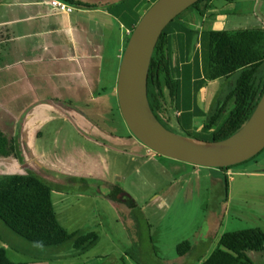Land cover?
Listing matches in <instances>:
<instances>
[{"label":"rangeland","instance_id":"obj_1","mask_svg":"<svg viewBox=\"0 0 264 264\" xmlns=\"http://www.w3.org/2000/svg\"><path fill=\"white\" fill-rule=\"evenodd\" d=\"M130 1L135 0L124 3ZM106 2L105 8L113 3ZM142 9L139 14L143 16L148 9ZM207 13L211 18L209 25H203L204 30L264 27V0H212ZM108 17L95 18L96 24H108L110 32L104 29L106 25L100 26L104 29L105 53L100 70H96L101 77L92 86V94L84 88V94L76 99L82 86L78 76L72 77V84L67 82V88L62 89L58 81L51 79L47 88L35 83L15 92L14 85H6L10 82L8 75L0 72V133L8 140L14 139L20 152L17 159L11 157L12 169L8 164L0 166V174L8 170L7 174H17L13 168L28 173L21 163L33 161L32 172L51 178L55 212L61 209L57 218L65 230L97 235L88 251L74 249L71 242L39 247L10 233L0 222V247L5 248L9 260L22 264H200L216 249L224 233L253 227L264 232V175H239L243 171L264 172V150L250 161L230 167L227 190L219 169L145 155L147 149L132 136L117 110L121 59L112 55L119 46L115 38L119 29ZM40 53L44 59V51ZM7 60L10 63L11 57ZM63 60L60 57L57 64L66 62V68L72 69L76 66L75 61ZM234 78L207 83L194 105L206 116L219 101L231 108V102L225 99ZM66 102L78 111L73 112ZM205 122L201 117L194 125L200 129ZM172 126L177 134L187 136ZM189 134L209 139L199 130ZM134 146L142 147L140 153ZM113 187L126 192L134 204L115 205L108 199L114 194L110 190ZM58 197L64 202L58 204ZM183 241L190 243L191 250L180 256L176 247ZM247 256L254 264H264V249Z\"/></svg>","mask_w":264,"mask_h":264},{"label":"trees","instance_id":"obj_2","mask_svg":"<svg viewBox=\"0 0 264 264\" xmlns=\"http://www.w3.org/2000/svg\"><path fill=\"white\" fill-rule=\"evenodd\" d=\"M56 1L69 9L73 6L90 9L97 7L80 0ZM155 1L135 0L125 4L124 0H121L108 5L109 8L106 9L113 15L117 28L121 29L123 25L129 32L124 39L125 44L142 17V14H139L142 7L145 12ZM210 1L199 0L178 15L162 32L149 65L147 99L151 111L167 129L176 132L173 130V124L187 133V137L221 141L236 133L247 122L264 92V27L232 31L195 28L197 17L203 18L207 9L211 8ZM126 16L128 20H125ZM109 38L112 36L109 35ZM115 38L118 42V36L115 35ZM177 47H180L185 56L183 61L174 59ZM192 52L194 55H191ZM191 56L197 66V77L182 87L189 76V67L182 75V71H185L183 67ZM233 75V88L225 99L226 102H231V108L227 109L226 104L219 101L208 116L202 113L197 105H194L196 107L192 111V98L198 97L199 92L204 89L203 86ZM226 113L228 114L222 120ZM195 117H203L206 120L200 129L192 126ZM198 130L208 134L209 139L189 134ZM13 140H8L0 133V157H8L11 153L14 158L17 157V146L14 147L16 143ZM229 169H219V173L222 172L225 176V190L226 171ZM27 172L0 175V222L10 233L35 246L57 247L71 242L74 249L81 252L92 248L97 240L95 232L69 233L59 223L51 195V180L46 176L40 177L31 171ZM110 190L113 192L114 187ZM108 199L115 204L122 202L121 205L124 206L134 204L133 199L120 189ZM263 249L264 232L260 228L227 232L220 236L216 249L200 264H254L247 254L261 252ZM190 250L188 241H183L176 247L180 256L186 255ZM0 264L22 263L10 261L5 248L0 247Z\"/></svg>","mask_w":264,"mask_h":264},{"label":"crops","instance_id":"obj_3","mask_svg":"<svg viewBox=\"0 0 264 264\" xmlns=\"http://www.w3.org/2000/svg\"><path fill=\"white\" fill-rule=\"evenodd\" d=\"M80 1L96 5L97 7L95 9H90L81 6H73L66 12H57L47 3L48 0H0V72L6 73L10 79V82H6V85H14L16 89L15 92H17V89L22 86L26 85L32 87L35 83L47 88L49 83H51L50 80L53 79L58 81V85H60V87L62 86L63 89V87L67 88V82L72 84L75 79L72 77L78 76L82 78V86L81 92L75 96L76 99L79 98L82 93L84 94V88H87L91 94L93 93L92 86H94L101 77H99L100 73H96V70L97 68L100 70L101 57H103L105 53L103 29L100 28V26L106 25L104 28L107 31L110 29L108 24L103 22L96 24L95 18H109L108 15L110 18H113V15L105 8L107 3L106 0H101V2H98L99 0ZM116 1L121 2V0H112L113 3ZM210 3L212 5V0ZM209 18H211V14L206 12L204 17L198 20V24L201 23L202 27L203 24L209 25ZM125 20H128L127 16ZM92 22H95V25ZM194 27L198 28L197 20L194 22ZM202 27L200 29H202ZM125 28L126 26L124 27L122 25L121 29H119V46L113 51L112 55L118 61L121 58L120 53L124 48V39H126L129 33ZM17 39H19V41L16 42ZM9 46L11 49L8 48ZM41 46H44L43 50H41ZM180 50V47L176 48V57L174 59L183 61L185 56ZM41 51L45 53L44 59L40 56ZM47 54L52 57L56 56V59L52 60L53 58L47 57ZM8 56L11 57L10 63L7 60ZM60 57L61 62L64 61L63 59L65 58L75 61L76 66L74 69L69 67L66 68L68 66L66 62L61 66L58 65L57 62ZM185 66L183 67L185 71H182V75L187 72L186 68L189 67V76L186 77V79H188L185 80L182 87L185 83L193 81L196 79L195 77H197L195 75L197 66L191 59L185 62ZM90 99L91 98L86 99V101ZM197 99H199V95L197 98H192V111H194L196 107L194 106V102L197 101ZM201 102L202 99L200 103ZM66 103L70 108L72 107L71 109L73 110L72 104L69 102ZM192 111L191 113H193ZM11 114L12 113L8 114V116H11ZM199 118L201 117H195L193 119L192 126H195V120ZM125 147H127V145ZM134 148L137 153H140L142 149V147L137 146H134ZM111 150L115 153H120L119 150ZM19 153L20 152H18V154ZM0 161L3 162H0V166L8 164L9 169L12 167L11 157H0ZM21 164L26 167L27 171L32 172V166L34 165L33 161L24 163L22 161ZM13 169L17 171V174H25L18 172V168ZM8 171H3L0 175L4 173L7 174ZM208 175L212 179H218V177H213L211 174ZM239 175L246 177L257 176L264 175V172L259 170L252 172L243 171L240 172ZM41 176L42 175H40V177ZM176 181L177 180L174 179L175 183ZM116 191L117 189H114V194H116ZM114 194H112V196H114ZM62 202H64L63 198L58 197L57 203L61 204ZM118 204L121 205L122 202H118ZM60 210L61 209L57 210V213ZM59 214L61 213L59 212Z\"/></svg>","mask_w":264,"mask_h":264},{"label":"water","instance_id":"obj_4","mask_svg":"<svg viewBox=\"0 0 264 264\" xmlns=\"http://www.w3.org/2000/svg\"><path fill=\"white\" fill-rule=\"evenodd\" d=\"M199 0H156L134 27L121 57L116 84L120 115L132 136L158 156L205 168H230L264 150V92L247 122L221 141L181 136L155 117L147 78L156 44L168 24Z\"/></svg>","mask_w":264,"mask_h":264},{"label":"built area","instance_id":"obj_5","mask_svg":"<svg viewBox=\"0 0 264 264\" xmlns=\"http://www.w3.org/2000/svg\"><path fill=\"white\" fill-rule=\"evenodd\" d=\"M49 5L51 7H53V9H55V10H57L59 12H65L68 9L64 4H62V3H60V2H58L56 0H51L49 2Z\"/></svg>","mask_w":264,"mask_h":264},{"label":"clouds","instance_id":"obj_6","mask_svg":"<svg viewBox=\"0 0 264 264\" xmlns=\"http://www.w3.org/2000/svg\"><path fill=\"white\" fill-rule=\"evenodd\" d=\"M51 0H48V4H49V2H50ZM53 8V7H52ZM55 10V9H54ZM67 10H69V8L67 9ZM55 11H57V10H55ZM57 12H59V11H57ZM66 12V11H65ZM3 136L5 137V135L3 134ZM7 138V137H6ZM16 143V142H15ZM16 146H17V144H16ZM147 149V148H146ZM18 153V152H17ZM156 154H154L152 151H150V150H146V156H148V157H153V156H155ZM8 157H13V156H8ZM8 157H3V158H8ZM14 159H16V158H14ZM231 172H230V169L229 170H227L226 171V175L228 176L229 174H230ZM40 176V175H39ZM47 178H50V177H47ZM51 179V178H50ZM121 191V190H120ZM114 193V192H113ZM116 193H117V191H116ZM115 205H117V206H124V205H120V204H115Z\"/></svg>","mask_w":264,"mask_h":264},{"label":"flooded vegetation","instance_id":"obj_7","mask_svg":"<svg viewBox=\"0 0 264 264\" xmlns=\"http://www.w3.org/2000/svg\"><path fill=\"white\" fill-rule=\"evenodd\" d=\"M73 106V105H72ZM72 108V107H71ZM74 109V108H73ZM74 110H76V109H74Z\"/></svg>","mask_w":264,"mask_h":264}]
</instances>
